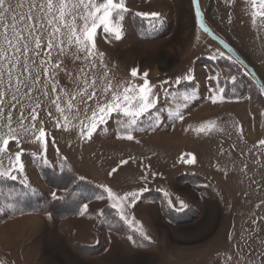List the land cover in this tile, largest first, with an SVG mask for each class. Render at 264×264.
Segmentation results:
<instances>
[{"label":"rangeland","instance_id":"rangeland-1","mask_svg":"<svg viewBox=\"0 0 264 264\" xmlns=\"http://www.w3.org/2000/svg\"><path fill=\"white\" fill-rule=\"evenodd\" d=\"M197 1L0 0V264H264V91L230 54L264 88V0ZM194 60L219 86L175 84ZM44 169L114 229L12 215L69 193Z\"/></svg>","mask_w":264,"mask_h":264},{"label":"trees","instance_id":"trees-1","mask_svg":"<svg viewBox=\"0 0 264 264\" xmlns=\"http://www.w3.org/2000/svg\"><path fill=\"white\" fill-rule=\"evenodd\" d=\"M192 85V84H189ZM49 171L51 172V169H44L42 171V176L44 180L47 183H51L55 186L56 189H64L69 190V193L66 195V197L62 199H52V198H44L41 199L40 195H37L36 193H25L24 195L21 194L16 198H20L18 201L15 202V205L12 206V215H14L15 212H18L23 209V212L21 213H28L33 215H46L48 214L53 220L55 219H63L67 217H75L79 215L80 213V206L82 201L91 202L96 198L104 197L105 192L102 191L100 188L95 187L91 183H88L85 180L77 179L75 178L76 174L71 169H65L61 172L52 171L53 173L49 177ZM53 178V179H52ZM54 181V183H53ZM58 182V183H56ZM3 187L8 188L9 190L14 191L15 193H18V191H23L24 187L19 184L17 181H6L2 182L0 181V189ZM0 198L2 199V195L0 193ZM15 198V199H16ZM14 200V199H13ZM35 202V203H34ZM30 207L29 205H32ZM115 211L111 209L110 207H106L104 209V215L106 219L109 220V223L112 224L108 226L107 228L114 229L113 223V213ZM4 212L2 213V215ZM1 210H0V218H2ZM106 222V221H104ZM117 222H120V224H124V222L121 219H118ZM101 223V227H102ZM124 226L127 228V226L124 224Z\"/></svg>","mask_w":264,"mask_h":264},{"label":"crops","instance_id":"crops-1","mask_svg":"<svg viewBox=\"0 0 264 264\" xmlns=\"http://www.w3.org/2000/svg\"><path fill=\"white\" fill-rule=\"evenodd\" d=\"M249 18V21L251 20V17H247ZM244 20V19H243ZM261 20L263 21L264 23V17L261 18ZM249 21L247 22V24L249 25ZM246 22V21H245ZM258 54L261 56V60L264 62V47H260L259 49H257L255 52L252 51V54ZM184 73H182L181 75L177 76L178 78V81L177 83L175 84H183V83H187V82H192V81H196L197 85H201V83H206L208 84L210 87L213 86H219V83H218V78L216 76L215 73H211L209 68L203 64H200L198 63L197 61H193L190 66H187V68L183 71ZM146 79V78H144ZM201 82V83H200ZM212 84V85H211ZM165 90V89H163ZM221 94V93H220ZM221 97H222V100H224V96L221 94ZM83 178V177H82ZM86 181L88 182H92V183H95V181L91 180V179H86L84 178ZM97 184V183H95ZM98 185V184H97ZM100 185H98L99 187ZM100 188H102L100 186ZM104 190V188H102ZM57 191H61L62 190H58ZM106 192V191H105ZM67 194V193H66ZM66 194L64 196H62L61 198H58V199H62L64 197H66ZM108 195L106 196V199H107ZM103 199V198H101ZM92 204V203H90ZM95 207H93L92 205H87V206H84L81 210V213L80 215L78 216H75V217H67V218H64V219H61L59 221V226H63V224L65 223H68L71 219L75 220V222L77 224H82V225H85V223H90L91 224V227L92 229L94 230L95 229V225L97 224V219H96V216L99 215V217H103V211L104 209L106 208L105 206L102 207V209L100 211H95L94 210ZM111 209H114L112 207H110ZM115 210V209H114ZM28 219H32V218H43L44 220H46V222L48 223V226L49 225H54L56 221H54L53 219H51L49 216H39V215H29V216H26ZM122 218L124 219V217L122 216ZM26 219L27 221L23 222L22 224L20 225H23V224H26V223H32L34 221H31V220H28ZM122 219V220H123ZM38 220V219H37ZM30 221V222H29ZM39 221V220H38ZM126 221V220H124ZM35 223V222H34ZM60 226V229L59 230H62L63 232V228H61ZM80 226V225H79ZM134 228V227H133ZM73 231V237L75 238L76 235L79 233V236H80V233L83 230V228H78V232H76V230H72ZM96 231V230H95ZM28 240V239H27ZM81 239H79L77 241L78 245L80 248L82 249H89V246H85L82 242H80ZM80 244V245H79ZM19 245V244H18ZM33 250V249H32ZM32 250H28V252H31ZM87 251V250H86ZM89 251H91L89 249ZM27 252V255L31 258L32 255H29Z\"/></svg>","mask_w":264,"mask_h":264},{"label":"water","instance_id":"water-1","mask_svg":"<svg viewBox=\"0 0 264 264\" xmlns=\"http://www.w3.org/2000/svg\"><path fill=\"white\" fill-rule=\"evenodd\" d=\"M195 1V5H196V8H197V13H198V21H199V25L201 26V23H200V12H199V6H198V1L197 0H194ZM203 31L205 33H207L208 35H210L212 38L216 39L221 45H224L225 43L223 41H221L220 39H218L214 34H212L211 32H209L208 30L204 29L203 28ZM231 56L238 62L240 63L243 67H245L250 73L251 75L253 76V78L255 79V81L258 83L260 89L262 91H264V88H263V84L259 81L258 77L256 76V74H254L250 68L246 65V63L240 58L238 57L236 54H234L233 52H230ZM182 205V203H180ZM181 205H178V207H180Z\"/></svg>","mask_w":264,"mask_h":264},{"label":"bare ground","instance_id":"bare-ground-1","mask_svg":"<svg viewBox=\"0 0 264 264\" xmlns=\"http://www.w3.org/2000/svg\"><path fill=\"white\" fill-rule=\"evenodd\" d=\"M22 231V230H21Z\"/></svg>","mask_w":264,"mask_h":264}]
</instances>
